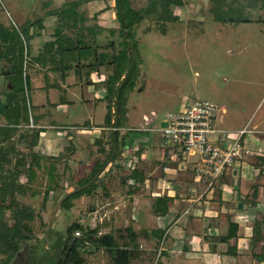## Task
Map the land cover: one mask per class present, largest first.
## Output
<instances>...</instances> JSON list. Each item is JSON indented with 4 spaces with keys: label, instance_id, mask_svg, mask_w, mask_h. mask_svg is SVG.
<instances>
[{
    "label": "rangeland",
    "instance_id": "obj_1",
    "mask_svg": "<svg viewBox=\"0 0 264 264\" xmlns=\"http://www.w3.org/2000/svg\"><path fill=\"white\" fill-rule=\"evenodd\" d=\"M70 1L76 0H0V24L26 40L23 50V72L27 75V84L24 86V92L32 107L41 100L44 101V93L35 91L32 83L34 78L49 81L50 76L47 71L51 70L57 74L59 67L75 68L78 64L76 56L81 57L86 52L90 55L91 47L94 46L81 39L77 48L72 40L68 39L64 44L68 49L64 51L65 57L62 63L58 61L59 57L56 53L44 52V60L37 59L38 50L44 49L43 44L46 42L34 39L40 34L41 26L38 23L50 15L52 10ZM77 1H80L77 7L89 2L95 9L99 7L102 8L101 11H106L104 14L106 24L116 27L111 29L115 30V35H111V38H116L115 45L121 49L124 37L120 33L119 20L115 17V0ZM129 1L131 8L138 12H142L150 2V0ZM226 1L233 6L242 5L244 13L240 14L242 11L236 10L233 12L234 16L248 15L250 21L220 22L214 17L213 0H180L179 4L172 3L169 6L171 15L175 14L176 19H163L160 15L162 8L158 5L156 12H143V18L131 27L132 37L137 43V54L135 55L134 51L128 54V63L132 61L133 64L132 67L128 66V78L121 90L122 107L120 108L122 109L112 115L114 118L118 114L120 127H123L118 132L119 135L135 138L148 133L160 138V134L155 129L162 126L168 114L184 111L195 99L218 102L219 105L222 101L219 98L222 96L221 90L233 84L232 80L226 83L224 77L231 76L236 81L240 76L253 78L256 70H262L264 73V0H250V3L254 4L253 7L248 6L249 0ZM85 11H88V8ZM219 16H223V13L220 12ZM56 21L58 22V18ZM29 23L31 37L25 39L24 26ZM79 27H81L80 23L76 21L73 27L64 26L62 32L67 36L68 29L71 28L74 29L75 36H78ZM105 35L107 36L108 33ZM106 39H104L105 49L112 50L107 45ZM126 40L131 46L133 40L130 36H127ZM3 46V41L0 39V47ZM49 54L53 58L50 59ZM41 67L43 69H40ZM10 68V62L1 56L0 102L5 101L6 93L10 89L9 78L4 74ZM131 84L133 87L129 89ZM105 85L107 87V81ZM102 96L105 97V94ZM106 111L103 107L99 117L96 115L95 123L102 122L100 118L105 117ZM61 116L54 124L64 125L68 122L64 115ZM5 122V117L0 116V124ZM36 124L32 109L27 119L20 121L13 134L15 152L9 153V163L5 168H16L19 173L17 182L25 187L13 194L7 191L1 202L3 206L11 204V207H6L4 211V218L10 225L15 222L12 211L21 206L31 208L34 216L31 220H23L20 223V233L24 238H15L18 249L10 257L7 253H0V264H58L64 256L63 246L70 235L68 228L75 223L80 224L84 232L95 228L96 238L111 236L117 250L111 251L106 246H99L88 240L78 248L81 260L77 263L67 261L65 264H179L177 257L173 255L175 253H172V250H176L173 241L171 244L159 236L160 232L159 234L154 232L157 223L152 215L157 212L153 200L140 188L138 199L133 202L128 195L129 187L122 185L121 181H117L113 173H110L117 167L125 169L120 162L112 163L108 172L101 176L97 175L91 182H87L88 178L91 179L89 175L93 167H100L107 159L109 161L113 151L110 140L105 142L107 146L103 145L101 154H96L97 152L90 154L88 168L76 170L71 167H74L77 161L80 162V159L74 158L72 163L69 162L70 147L68 149L65 147L55 156L41 153L43 151L37 147L38 138L32 143L34 130L38 129ZM54 129L62 128L53 127L51 132ZM60 146L61 144L57 143L54 150L59 151ZM119 152H113L115 159L121 157L122 160H128V152L125 156L120 155ZM21 157L24 158L25 163L18 166L16 161ZM29 173L33 177L31 180L28 177ZM82 185H85L86 192L72 198L69 207L61 206L63 197L73 190L80 189ZM172 222L169 220L165 228L172 226ZM259 223L264 225V221ZM128 227L134 232L133 238L129 236L126 229ZM79 231L81 236L83 231ZM75 232H73L74 236H76ZM260 235L261 241L252 246L248 254L263 252L262 230ZM166 250L171 251L167 256H165ZM249 264H261V262L255 260Z\"/></svg>",
    "mask_w": 264,
    "mask_h": 264
},
{
    "label": "crops",
    "instance_id": "obj_2",
    "mask_svg": "<svg viewBox=\"0 0 264 264\" xmlns=\"http://www.w3.org/2000/svg\"><path fill=\"white\" fill-rule=\"evenodd\" d=\"M87 8L88 11L84 12ZM100 9H95L89 2L77 7L76 21L81 26L78 28L79 35L75 36L74 29L69 28L66 37V42L72 40L77 48L81 39L93 44L90 55L87 52L81 57L77 55L78 64L75 68L62 66L57 74L47 71L49 81L34 78L32 82L37 93H44V101L35 104L33 109L37 121L35 126L40 128L37 147L43 151L42 154L55 156L65 147H70L69 162L72 163L74 158L80 159L71 167L76 170L88 168L90 154H101L103 145L107 146L105 142L112 141L111 132L116 129L112 123L118 117L112 118L111 124H106L103 117L100 118L101 123H95V117H99L103 107L107 110L109 98L102 95L106 92L105 82L113 73L112 64H99V60L104 53H117L120 50L115 45L116 38H111V35H115V30L111 29L116 27L106 24V11ZM51 12L40 22V34L34 38L46 41L44 49L37 53H56L58 61L62 63L61 56L55 51L56 47L51 51L47 46L56 38L57 15L53 10ZM76 21L72 22L71 27L75 26ZM104 39L109 42L108 46H112V50L105 49ZM88 63L97 65L88 66ZM263 74L262 70H256L253 78L240 76L236 81L231 76L224 77L226 83L232 80L233 84L231 88L227 86L221 90L222 96L219 98L222 101L219 105L223 111L218 113L216 125L229 134L222 146H229L237 132L245 129L239 139L245 153L232 168L224 171L220 181L213 187L207 188L202 181L197 180L191 167L174 161L170 153L162 148L160 138L148 133L127 138L119 154L125 156L128 152V160H122L121 157L115 159L116 156H113L98 173V176L104 175L110 166L120 162L125 169L117 167L110 173L122 185L129 187L128 195L133 202L138 199L140 188L154 203L158 198L166 201V211L152 215L157 223L155 233L161 232L162 239L171 244L173 241L176 250H172V253H175L173 255L179 264H249L257 260L248 252L261 241V230L264 232V225L259 223L264 221ZM61 115L68 122L64 125L54 124ZM53 127L63 130L54 129L51 132ZM118 128L120 131L123 127ZM118 140L119 143L121 139ZM57 143L61 144L59 151L54 150ZM132 171L137 172L138 179L127 177ZM169 220L173 222L168 229L165 226ZM230 223L237 224V232L234 237L225 240ZM166 251L165 256L171 252Z\"/></svg>",
    "mask_w": 264,
    "mask_h": 264
},
{
    "label": "trees",
    "instance_id": "obj_3",
    "mask_svg": "<svg viewBox=\"0 0 264 264\" xmlns=\"http://www.w3.org/2000/svg\"><path fill=\"white\" fill-rule=\"evenodd\" d=\"M214 1V7H213V13L214 17L218 21L222 22H231V23H240V22H249L250 17L248 15H242L241 16H234V11H242L240 14L244 13V7L241 6H233V4H227L226 0H213ZM252 1V0H251ZM80 1H70L66 4H63L61 7L54 9L53 13L57 15L58 22L55 28L56 38L53 42L48 43L47 46L50 48V50L53 47L55 48V51L61 56V60L63 61V57L65 56V52L68 47H66L64 44L66 43V35L63 34L62 28L64 26L72 25V22L74 20H77V12L76 8L79 5ZM179 4L180 0H150L148 6L146 8H143L142 12L135 11L130 6L129 0H115V17L119 20L120 23V33L121 36H123V47L117 51L116 54L107 52L104 53V56L101 58V63L106 64H112L113 65V73L108 77L107 79V87L105 96L109 98V103L107 106V111L104 117L106 124H111L112 115L115 113H119V111L122 109L121 104V90L123 89V83L128 78V72L129 68L128 66L132 67L133 62H129L128 54L135 52L134 54H137V43L135 39H133L131 34V27L139 22L143 18V12H156L157 6H161L160 15L163 19L169 20V19H176L177 17L175 14L171 15V11L169 9V6L172 4ZM253 3H250V7H253ZM228 6V7H227ZM222 12L223 16H219V13ZM52 12H50L51 14ZM73 16V17H72ZM264 21V19H263ZM41 22V21H40ZM38 23V25L40 24ZM31 27L30 23L29 25H25V33L24 38L30 39V31L29 28ZM26 35V36H25ZM130 36V38L133 40V43L131 46L128 44V41L126 40V37ZM0 39L3 41L4 46L0 47V57L6 58L10 64L11 68L4 72L9 78L10 83V89L7 91L5 96V101L0 102V116L5 117L6 122L3 124H0V253H7L8 257L13 255L17 249L18 246L15 244V238L22 239L24 238L23 234L20 233V223L23 220H31L34 216L33 210L31 208H28L26 206H21L19 208H16L12 211V217L15 219L14 224L10 225L4 218V211L5 208L11 207V204H8L6 206H3L1 202L3 201L5 197V193L7 191H10L11 194H13L16 191H21L23 189L22 184H19L17 182V178L19 176L18 170L15 168H5L6 164L9 163V153L15 152V144L13 142V134L17 130V126L20 124L21 120L27 119L28 113L30 110L34 109V107L30 106V103L28 102V97L24 92V86L27 84V75L23 72V62H24V54L23 50L26 45V40H23L20 35H15L14 32L10 31L8 28L4 27L2 24H0ZM47 47V48H48ZM112 47V46H110ZM85 48V46H84ZM52 51V50H51ZM44 60V55L38 54L37 59ZM43 62V61H42ZM96 63H90V65H95ZM97 65V64H96ZM134 69V67H133ZM127 71V72H126ZM133 85L131 84V89ZM112 107H115L112 111ZM118 116V114H116ZM119 116L116 117V121L112 123L114 127H116L115 130L111 132L112 134V141L113 144V151L109 156V159H111L114 156L115 151L119 152V149L126 143L127 137L124 134H118L120 127L119 122ZM33 132V131H32ZM40 132V128L34 130V140H32L34 143L37 138L38 134ZM22 138V136L20 137ZM118 139H121L118 143ZM121 145V146H120ZM32 161V159L30 160ZM107 160H105L100 167H93L90 175L88 178L89 180L87 182H91L92 178L98 175L99 171L101 170L102 166L106 163ZM25 163L24 158L17 159L16 165L20 166ZM135 173V174H134ZM139 175V174H138ZM29 179L31 180L32 175L29 173L28 175ZM127 177H133L134 179H138L137 172L132 171L131 174H129ZM86 185V184H85ZM85 185L77 190H73L69 193H67L63 199L61 200V206L63 207H69L72 198H75L79 195H81L83 192H86ZM168 199V198H167ZM163 198H158L156 201V208L155 211L159 213H164L166 211V201L163 200ZM129 236L131 238L134 237V232L131 230V228H126ZM237 224L230 223L228 227L227 234L224 236L225 240H228L236 235L237 232ZM83 231V227L80 224H72L69 226V238L65 242L63 246V253L67 251L69 246L71 245L74 237L76 238L71 253L69 256V259H71L72 255L75 253H78V248L88 240H92L96 245H102L108 247L111 251H116L117 247L115 246L114 242L112 241L111 236H104L102 238H96L94 234H96V229H90L89 231H86L82 233L80 236V231ZM79 232V236H74L73 232ZM155 232V231H154ZM157 233V232H156ZM161 233V232H160ZM94 235V236H93ZM161 236V235H159ZM255 258L259 262H264V250L263 252H260L258 254H254ZM62 258L58 262L60 264Z\"/></svg>",
    "mask_w": 264,
    "mask_h": 264
},
{
    "label": "built area",
    "instance_id": "obj_4",
    "mask_svg": "<svg viewBox=\"0 0 264 264\" xmlns=\"http://www.w3.org/2000/svg\"><path fill=\"white\" fill-rule=\"evenodd\" d=\"M222 106L209 100L195 99L177 114H168L159 129L161 146L185 167H191L197 180L207 188L220 181L226 169L241 159L245 150L239 130L229 146H222L228 137L218 129L216 118ZM79 235V232H75Z\"/></svg>",
    "mask_w": 264,
    "mask_h": 264
},
{
    "label": "water",
    "instance_id": "obj_5",
    "mask_svg": "<svg viewBox=\"0 0 264 264\" xmlns=\"http://www.w3.org/2000/svg\"><path fill=\"white\" fill-rule=\"evenodd\" d=\"M75 240H76V238L73 239V241H72L71 245L69 246V248H68V250H67V252H66V254H65V256H64V258H63V260H62V262H61V264H64V263H65L66 258H67V256H68V254H69V252H70V250H71V248H72V246H73ZM79 260H80V256L77 255L75 261L77 262V261H79Z\"/></svg>",
    "mask_w": 264,
    "mask_h": 264
},
{
    "label": "flooded vegetation",
    "instance_id": "obj_6",
    "mask_svg": "<svg viewBox=\"0 0 264 264\" xmlns=\"http://www.w3.org/2000/svg\"><path fill=\"white\" fill-rule=\"evenodd\" d=\"M74 238H75V237H74ZM71 249H72V248H71ZM67 250H68V249H67ZM66 252H67V251H66ZM66 252H65V254H66ZM70 253H71V250H70V252H69V254H68L67 258H66L65 263H66L67 261H71V262H73V263H77V262L75 261V259H76V256H77V255L80 256V254L75 253V254L72 255L71 259H69ZM65 254H64V256H65ZM64 256H63V258H64ZM63 258H62V260H63ZM62 260H61V262H62ZM80 260H81V256H80ZM61 262H60V264H61ZM65 263H64V264H65Z\"/></svg>",
    "mask_w": 264,
    "mask_h": 264
}]
</instances>
